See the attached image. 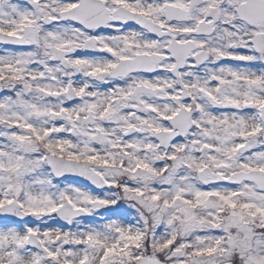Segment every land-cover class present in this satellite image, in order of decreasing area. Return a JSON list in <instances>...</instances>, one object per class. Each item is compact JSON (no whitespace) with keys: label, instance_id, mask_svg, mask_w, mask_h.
<instances>
[{"label":"snow or ice","instance_id":"snow-or-ice-1","mask_svg":"<svg viewBox=\"0 0 264 264\" xmlns=\"http://www.w3.org/2000/svg\"><path fill=\"white\" fill-rule=\"evenodd\" d=\"M0 264H264V0H0Z\"/></svg>","mask_w":264,"mask_h":264},{"label":"rangeland","instance_id":"rangeland-1","mask_svg":"<svg viewBox=\"0 0 264 264\" xmlns=\"http://www.w3.org/2000/svg\"><path fill=\"white\" fill-rule=\"evenodd\" d=\"M62 225H63V223H60V222H59V224H58V225H55V226H62Z\"/></svg>","mask_w":264,"mask_h":264},{"label":"water","instance_id":"water-1","mask_svg":"<svg viewBox=\"0 0 264 264\" xmlns=\"http://www.w3.org/2000/svg\"><path fill=\"white\" fill-rule=\"evenodd\" d=\"M63 222V221H62Z\"/></svg>","mask_w":264,"mask_h":264}]
</instances>
